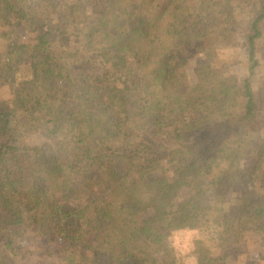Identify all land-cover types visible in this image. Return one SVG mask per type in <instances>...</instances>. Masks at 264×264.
Returning <instances> with one entry per match:
<instances>
[{
    "label": "trees",
    "instance_id": "trees-1",
    "mask_svg": "<svg viewBox=\"0 0 264 264\" xmlns=\"http://www.w3.org/2000/svg\"><path fill=\"white\" fill-rule=\"evenodd\" d=\"M3 86L0 264L264 261V0H0Z\"/></svg>",
    "mask_w": 264,
    "mask_h": 264
},
{
    "label": "rangeland",
    "instance_id": "rangeland-1",
    "mask_svg": "<svg viewBox=\"0 0 264 264\" xmlns=\"http://www.w3.org/2000/svg\"><path fill=\"white\" fill-rule=\"evenodd\" d=\"M240 72H243L241 69ZM0 94L3 100H7L8 98V89L6 86H3L0 90ZM22 140L29 145H36L41 144L47 141V138L42 130L37 131H27L24 133ZM184 195V192L180 193V197ZM198 232L194 230H185V231H177L171 236V244L175 247L178 256L181 259L182 264H194L193 257L191 255L192 249V237L197 235ZM17 254L12 255V258L15 264H66L59 254H47L43 251L42 246L38 242H22L17 244ZM263 247H259L258 245H252L249 242V247L245 253H248L250 259L252 258L253 261L257 260L254 259L257 254H259ZM240 255V259H244V255ZM237 262L236 264H239ZM252 264H264V261L257 260Z\"/></svg>",
    "mask_w": 264,
    "mask_h": 264
}]
</instances>
